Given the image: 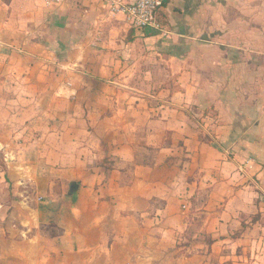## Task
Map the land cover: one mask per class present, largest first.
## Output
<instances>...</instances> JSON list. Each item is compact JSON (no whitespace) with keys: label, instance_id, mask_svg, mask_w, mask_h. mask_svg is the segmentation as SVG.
<instances>
[{"label":"crops","instance_id":"0c3cea01","mask_svg":"<svg viewBox=\"0 0 264 264\" xmlns=\"http://www.w3.org/2000/svg\"><path fill=\"white\" fill-rule=\"evenodd\" d=\"M114 1L0 0V147L21 186L1 220L24 235L3 260L264 264V0H228L220 38L208 0H164L165 36ZM197 214L208 242L188 244Z\"/></svg>","mask_w":264,"mask_h":264},{"label":"rangeland","instance_id":"374dc122","mask_svg":"<svg viewBox=\"0 0 264 264\" xmlns=\"http://www.w3.org/2000/svg\"><path fill=\"white\" fill-rule=\"evenodd\" d=\"M207 2H209V5H211V7H216L217 9H221L222 13L216 16V19H218L215 23V27H217L218 30H215L214 32H218L216 33L218 35V37L220 38V34H222L221 32V28H225L226 30H228V26L226 27L225 25V21L227 20L228 22V0H208ZM236 4L240 5V2H236ZM255 5V4H254ZM227 10V12H224V10ZM225 19V21H224ZM222 24V25H221ZM217 37V38H218ZM223 37V36H222ZM212 38V36H211ZM218 38V39H219ZM214 39V37H213ZM228 39V36H227ZM222 42H218V43H225L223 42L224 40H220ZM7 130V129H6ZM3 128H0V139H2L4 142L7 139V131ZM10 141H8L9 143ZM11 143V142H10ZM16 144V143H15ZM14 145H9L8 147L5 148H1L0 147V200L4 201L3 207L0 209V264H11L10 261H4L3 260V256L5 255V253H8L11 251L12 247L10 245V239H19V237H24L23 233H22V229L18 228H12L7 226V227H3L5 226V223L2 222L1 218L5 215L6 211L8 212V206L6 204V198L8 195V189H15L16 187H21V186H17L16 184V180L11 178L12 180L7 179V173H11L13 172L12 169H8L7 165L9 164L7 162V159H11L14 161L17 157V152H18V147ZM6 149V150H5ZM8 149V151H7ZM16 165V164H14ZM15 171V169H14ZM11 183V185L8 187V185ZM201 218L200 214H197V216H195V222L193 223V225H191V227H189V229L187 230L186 236H185V242L188 244H192V242L197 241L198 239L204 241V242H208V238L206 236V234L203 235V232H200V226L199 223L200 221H197V219L199 220ZM22 233V234H21ZM25 234V233H24ZM30 232L26 233V235L29 236ZM43 244L45 245V249H47L48 243L43 242ZM196 244V243H195ZM234 246V245H233ZM233 250L235 251L236 254L239 253V248L235 247L233 248ZM254 252H256L254 250ZM251 257V256H250ZM250 257L248 258V261H240L239 259L236 260H229L228 264H261L262 261H258L255 260L254 262L250 261ZM218 263V261H216ZM215 262V264H216ZM222 264V263H221Z\"/></svg>","mask_w":264,"mask_h":264},{"label":"built area","instance_id":"2783aa9c","mask_svg":"<svg viewBox=\"0 0 264 264\" xmlns=\"http://www.w3.org/2000/svg\"><path fill=\"white\" fill-rule=\"evenodd\" d=\"M163 3L164 0H119L114 1L110 8L113 12L122 14L130 29L142 35L147 31H153L165 36L168 32L160 16Z\"/></svg>","mask_w":264,"mask_h":264},{"label":"water","instance_id":"95a60500","mask_svg":"<svg viewBox=\"0 0 264 264\" xmlns=\"http://www.w3.org/2000/svg\"><path fill=\"white\" fill-rule=\"evenodd\" d=\"M75 189H76V184L75 183H71L70 190L74 191Z\"/></svg>","mask_w":264,"mask_h":264}]
</instances>
